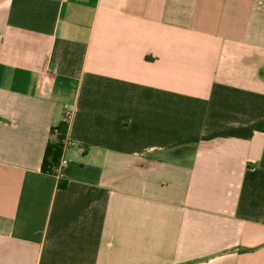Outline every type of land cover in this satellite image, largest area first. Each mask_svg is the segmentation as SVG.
<instances>
[{
	"label": "crops",
	"instance_id": "0c3cea01",
	"mask_svg": "<svg viewBox=\"0 0 264 264\" xmlns=\"http://www.w3.org/2000/svg\"><path fill=\"white\" fill-rule=\"evenodd\" d=\"M0 264H264V0H0Z\"/></svg>",
	"mask_w": 264,
	"mask_h": 264
},
{
	"label": "trees",
	"instance_id": "16d2710c",
	"mask_svg": "<svg viewBox=\"0 0 264 264\" xmlns=\"http://www.w3.org/2000/svg\"><path fill=\"white\" fill-rule=\"evenodd\" d=\"M69 127V121L67 119L61 121L56 127L52 129L53 133H56L58 136V143L47 148L45 158L43 161L42 169L50 174L56 175V170L62 159V149L64 146V139ZM59 185L62 187L66 186V182L59 177Z\"/></svg>",
	"mask_w": 264,
	"mask_h": 264
},
{
	"label": "built area",
	"instance_id": "2783aa9c",
	"mask_svg": "<svg viewBox=\"0 0 264 264\" xmlns=\"http://www.w3.org/2000/svg\"><path fill=\"white\" fill-rule=\"evenodd\" d=\"M63 165V159H61L58 169L56 170V176L59 178L61 177V167Z\"/></svg>",
	"mask_w": 264,
	"mask_h": 264
}]
</instances>
